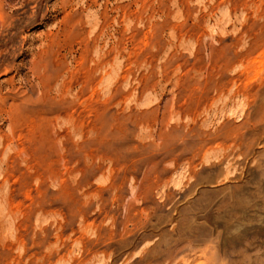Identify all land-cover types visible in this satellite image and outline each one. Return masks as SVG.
I'll return each mask as SVG.
<instances>
[{
    "label": "rangeland",
    "instance_id": "obj_1",
    "mask_svg": "<svg viewBox=\"0 0 264 264\" xmlns=\"http://www.w3.org/2000/svg\"><path fill=\"white\" fill-rule=\"evenodd\" d=\"M0 264H264V0H0Z\"/></svg>",
    "mask_w": 264,
    "mask_h": 264
}]
</instances>
